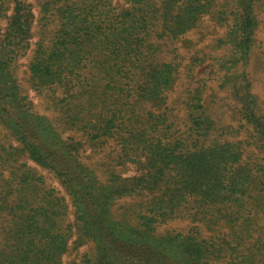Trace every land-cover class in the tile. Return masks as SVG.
Masks as SVG:
<instances>
[{
    "label": "trees",
    "instance_id": "trees-1",
    "mask_svg": "<svg viewBox=\"0 0 264 264\" xmlns=\"http://www.w3.org/2000/svg\"><path fill=\"white\" fill-rule=\"evenodd\" d=\"M263 7L0 0V264H264ZM218 26L207 59L180 50ZM205 65L259 161L217 128L208 84H184ZM176 219L193 224L162 229Z\"/></svg>",
    "mask_w": 264,
    "mask_h": 264
},
{
    "label": "rangeland",
    "instance_id": "rangeland-1",
    "mask_svg": "<svg viewBox=\"0 0 264 264\" xmlns=\"http://www.w3.org/2000/svg\"><path fill=\"white\" fill-rule=\"evenodd\" d=\"M220 1L224 0H219V2ZM258 13L260 23L257 34V44L254 49L249 69L253 81V92L258 97L260 106L264 110V7L259 10ZM4 26L5 22L3 23V27ZM224 31V28H222L221 26L215 28L213 27L210 31V36L207 37L206 30H203V28H201L200 30H197L185 37L183 42L180 44V50L184 52V55L190 57V52L188 49H193L194 51H196L201 48H205L203 57L207 59L208 56L206 53H209V49L206 48V45L212 40V38H210L211 35H217L216 37H219L224 34ZM210 71L211 69L208 68L207 65L203 67L201 66L198 71L195 72L194 80L189 82L188 79H184L183 82L187 86L191 82H205L208 84V93L214 96L211 104L209 105V114L214 119L217 128H225L227 130L236 132L237 134L235 138L241 139L245 142V144H247V151L250 155H252L251 161H259V157L262 158L263 152L256 148V146L252 145L254 140L251 136V129L247 128L246 130L244 128L245 125L243 126L242 124L244 122L240 121L239 115L235 113V111L237 110L236 104L229 97L228 92L221 87L222 83L219 74L212 75ZM182 87L184 88L183 85ZM31 98L35 99L37 104H39L37 96H35L32 92ZM38 106L40 107V105ZM2 133L6 136L5 130L2 129ZM229 137L232 136L230 135ZM132 171L129 173V175L133 173ZM121 202L123 201H120L119 203ZM191 224H193L191 220L176 219L170 221L167 225L163 224L162 229L165 230L171 228L187 230L188 228H190L189 225Z\"/></svg>",
    "mask_w": 264,
    "mask_h": 264
}]
</instances>
